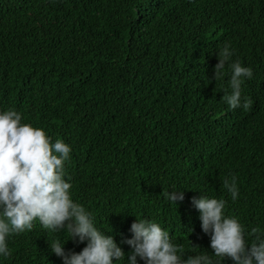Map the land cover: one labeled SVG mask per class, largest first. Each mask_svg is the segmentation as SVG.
<instances>
[{"label": "trees", "instance_id": "16d2710c", "mask_svg": "<svg viewBox=\"0 0 264 264\" xmlns=\"http://www.w3.org/2000/svg\"><path fill=\"white\" fill-rule=\"evenodd\" d=\"M225 42L253 67L248 109L222 101L231 73L216 81L214 68ZM9 108L71 146L73 199L125 253L137 216L186 255L192 245L214 254L191 203L202 194L226 199L249 233L264 228V0H0V110ZM233 174L236 200L223 185ZM172 189L184 200H167ZM55 237L70 238L36 220L9 238L0 264H63Z\"/></svg>", "mask_w": 264, "mask_h": 264}, {"label": "clouds", "instance_id": "9594fccd", "mask_svg": "<svg viewBox=\"0 0 264 264\" xmlns=\"http://www.w3.org/2000/svg\"><path fill=\"white\" fill-rule=\"evenodd\" d=\"M232 56L231 44L225 42L218 51L215 80L230 70L222 101L232 109H248L252 101L242 97L243 86L254 77V70ZM22 117L15 108L0 110V259L12 254L9 238L31 230L39 220L50 233L66 231L67 242H86L79 252L66 251L67 242L53 238L51 252L61 257L63 264H224L226 258L233 264H264V228L249 233L237 216L226 213V199L203 194L193 196L191 203L199 211L201 228L210 236L214 254L195 251L201 247L192 245L193 253L186 255L185 246L177 243L168 229L154 219L137 216L131 224L132 236L123 241L131 248L125 253L108 231L97 226L94 213L73 199V185L65 179L71 146L59 138L53 142L44 128L22 122ZM223 185L233 200L239 198L234 174L226 177ZM164 195L177 204L184 200L185 190L172 189Z\"/></svg>", "mask_w": 264, "mask_h": 264}]
</instances>
